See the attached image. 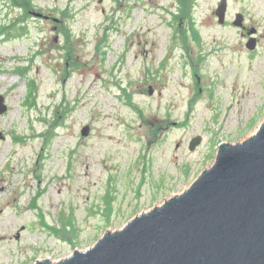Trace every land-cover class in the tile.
I'll use <instances>...</instances> for the list:
<instances>
[{
    "label": "rangeland",
    "instance_id": "obj_1",
    "mask_svg": "<svg viewBox=\"0 0 264 264\" xmlns=\"http://www.w3.org/2000/svg\"><path fill=\"white\" fill-rule=\"evenodd\" d=\"M30 2L0 1V264L87 250L264 122V0Z\"/></svg>",
    "mask_w": 264,
    "mask_h": 264
},
{
    "label": "water",
    "instance_id": "obj_2",
    "mask_svg": "<svg viewBox=\"0 0 264 264\" xmlns=\"http://www.w3.org/2000/svg\"><path fill=\"white\" fill-rule=\"evenodd\" d=\"M227 5L221 0L215 10L219 25ZM242 20L237 14L233 26ZM255 43L250 38L246 46ZM6 108L0 96V114ZM34 264H264V122L244 143L220 144L212 167L182 195L106 232L85 251Z\"/></svg>",
    "mask_w": 264,
    "mask_h": 264
},
{
    "label": "trees",
    "instance_id": "obj_3",
    "mask_svg": "<svg viewBox=\"0 0 264 264\" xmlns=\"http://www.w3.org/2000/svg\"><path fill=\"white\" fill-rule=\"evenodd\" d=\"M0 1H9V3H13L17 5L20 9L28 10L31 8L32 4L29 3L30 0H0Z\"/></svg>",
    "mask_w": 264,
    "mask_h": 264
},
{
    "label": "bare ground",
    "instance_id": "obj_4",
    "mask_svg": "<svg viewBox=\"0 0 264 264\" xmlns=\"http://www.w3.org/2000/svg\"><path fill=\"white\" fill-rule=\"evenodd\" d=\"M260 126H261V125H260ZM259 128H260V127H259ZM259 128H258V130H259ZM258 130H257V131H258ZM256 133H257V132H256ZM256 133H255V134H256ZM255 134H254V135H255ZM254 135L250 136L249 138L253 137ZM247 139H248V138H247ZM247 139H246V140H247ZM244 141H245V140H244ZM244 141H242V142L244 143ZM242 142H241V143H242ZM241 143H240V144H241ZM237 144H239V143H237ZM232 145H235V144H232ZM211 167H212V165H211ZM189 188H190V187H189ZM189 188H188V189H189ZM188 189H187V190H188ZM187 190H185V191H187ZM185 191H184V192H185ZM184 192H183V193H184ZM183 193H181L180 195H182ZM180 195H176V196H180ZM176 196H173V197H176ZM173 197H171V198H173ZM171 198H169V199H171ZM169 199H168V200H169Z\"/></svg>",
    "mask_w": 264,
    "mask_h": 264
},
{
    "label": "flooded vegetation",
    "instance_id": "obj_5",
    "mask_svg": "<svg viewBox=\"0 0 264 264\" xmlns=\"http://www.w3.org/2000/svg\"><path fill=\"white\" fill-rule=\"evenodd\" d=\"M241 29H242L243 32L247 29V27L245 26L244 22L242 23V27L239 30H241Z\"/></svg>",
    "mask_w": 264,
    "mask_h": 264
}]
</instances>
